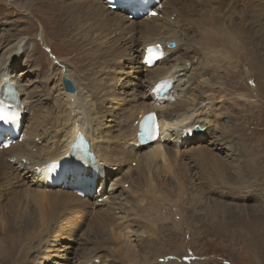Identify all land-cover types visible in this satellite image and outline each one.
<instances>
[{
  "label": "bare ground",
  "instance_id": "1",
  "mask_svg": "<svg viewBox=\"0 0 264 264\" xmlns=\"http://www.w3.org/2000/svg\"><path fill=\"white\" fill-rule=\"evenodd\" d=\"M3 1L11 4V0ZM54 1H58L56 7L60 16L58 34L66 36L78 33V43L84 49L83 56L92 74L87 78L84 76L88 82L87 90L77 78L74 80L77 91L72 93L66 89L64 78L74 79L76 74L75 69L63 63L57 64L52 75L45 76V81L41 78L37 90L24 87L20 83V75L15 72V68L24 61L19 55L23 53L22 44L11 46L6 52L1 48L8 42L16 41L19 35L6 31L4 26L0 30V88L3 82H8L6 87L14 90L19 103L22 101L25 111L30 112L24 125L23 139L9 149L0 151V232H13L20 245H24V242L31 244L30 251L34 250V240H38L43 248L38 252V259L36 255H30V262L165 264V261L160 262L161 251L154 244L156 239L151 238L163 231L159 227L161 221L175 217L180 220L191 213L190 209L185 212L184 201L194 210L204 201V210L210 222L219 217L225 218L233 211L244 216L264 209V187L257 183L256 177L246 172L241 152L235 150L233 159L219 153L226 149L232 151L234 141L224 132L216 135L217 126L222 122L212 120V115L216 114L214 110H218L213 103L223 102L229 95L227 90L215 87L220 82L219 76L213 74L217 66L219 70L220 61L227 60L226 50L240 45V33L248 22L261 27L260 38L264 43L263 0H165L163 3L166 5L154 9L156 15L149 14L139 19L128 18L122 12L108 9L101 3L102 0ZM235 16H238L240 23L236 22ZM137 33H141L138 39L134 38ZM170 40L176 41L175 47H169ZM133 42L138 44L136 50H123L124 46L134 48ZM156 45L164 53L162 59L157 60L155 66H148L140 79L137 76L125 77V73H129L128 64L140 57L134 71H141L140 63L145 49ZM255 49L263 55L261 49ZM123 52H126L125 56L121 57ZM196 58L199 59L197 68L193 63ZM130 59L132 61L129 62ZM215 64L218 65L215 67ZM148 76H153L154 80L172 77L177 81L182 92L171 97L174 99L180 95L173 108L156 107V103H152L154 97H149L147 90L139 89L142 79L146 80ZM183 77L187 79L184 81ZM186 83L192 87H186ZM123 84L129 88L124 91L119 89ZM205 84L209 86L208 89ZM53 89H61L60 95L64 97L50 100L48 95ZM206 90L214 93L210 92L212 95L208 96ZM135 93V99L123 101L125 106L118 107L123 110L121 112H128L127 116L117 113L108 118L103 113L108 105H117L127 94ZM202 93L206 96L202 97ZM204 97L205 103L202 104ZM131 109L134 113L130 112ZM149 111H155L158 116L160 134L153 142L142 146L134 133L139 132V119ZM221 114L223 116L222 109L216 117H221ZM27 116L25 113L24 120ZM194 119L198 123L204 120L202 126L207 128L204 134L192 131ZM100 124L103 128L107 125L109 129L100 130ZM226 126L223 125V128H230ZM75 134L85 141L86 148L95 152L99 163H102V171L106 170L99 177L97 172L101 171L95 167L96 162L88 163L91 168L88 176L96 174L101 183L99 188L102 195H97L98 192L95 194L105 204H99L98 199L82 198L71 191L53 189L47 181L36 179L35 166L48 158L67 155L73 146L71 138ZM187 143L191 144L188 150L190 162L186 161L187 154L184 153ZM25 158L28 164L22 161ZM134 161L136 167L132 164ZM21 168L24 169L22 175L17 171ZM123 168L128 171L118 179V172ZM122 183H129V188L123 187L126 195L123 199L119 196L112 198L113 203L109 192L113 193L115 186ZM244 183L253 191V197L249 198L260 202V205H250L247 201L243 204L234 202L235 198L249 199L231 191L235 185ZM255 186H259V189L254 190ZM173 197L177 199L174 211L166 208V202ZM180 200H184L183 204ZM96 204L97 207L101 205V211L99 208L91 211ZM90 213L93 214L91 219ZM182 219L175 222L178 227ZM131 220L133 222L129 223ZM63 221L74 223L70 227L72 234L65 232ZM87 222L89 226L84 228ZM133 224H137L134 232L146 238H139L138 244L132 239L133 232H129ZM74 230L79 231L80 237H87L93 246L81 243V250L79 246H71L70 243L78 236ZM0 242L2 247L7 246L13 251L16 248L14 239L4 238ZM22 249L20 247L19 251ZM70 250L72 256L68 255Z\"/></svg>",
  "mask_w": 264,
  "mask_h": 264
},
{
  "label": "rangeland",
  "instance_id": "2",
  "mask_svg": "<svg viewBox=\"0 0 264 264\" xmlns=\"http://www.w3.org/2000/svg\"><path fill=\"white\" fill-rule=\"evenodd\" d=\"M56 4H58V1L56 2L54 0L50 1V3H48V0H11V4H7L5 1L0 0V30L2 26H4L7 29L6 31H12L19 35L16 41L13 43L8 42L2 45L1 48L6 52L11 46L17 47L22 44L23 53L19 55L24 61H22L19 67L15 68V72H17L18 76L20 75V83L30 90H37L36 86L40 85L41 78L42 81H45L47 79L45 76L52 75V72L58 67V65H53L58 61L67 65L69 68L75 69L76 76L74 79L77 78L81 85H84V90L85 88L87 90L88 82H86V78L87 76H92V74L90 73L87 59H84L83 56L84 49H82L78 43V33L66 36L58 34V19H60V16ZM235 20L237 23H240L238 16H235ZM13 25L14 28L12 27ZM260 31V26L251 22L246 23L243 31L240 33V45L232 46L227 49V60L220 61L219 65H221L220 68L222 67V69L219 68L218 70V64H215V67L217 66V71L213 74L219 76L220 82V85L217 82L215 87L219 86L221 89L227 90L229 95L223 102H218V104L217 102L216 104L213 103V106L215 105L214 108L218 109L214 110V112L217 114L222 109L223 116L222 114L221 117L219 115L216 117V114L212 115V120H219V122H222L217 126L218 130L216 135H219L220 132H224L227 136L231 137L230 140L234 141V151L226 149L219 153L223 157L233 159L236 154L235 150L239 153L241 152L246 172L253 177L256 176L257 183L259 180V182L264 185V43L260 38ZM133 43L135 44L134 48L131 46H124L123 50H136L138 44L135 42ZM255 48L261 49L263 55L258 53ZM140 50L141 49H139V55L141 56ZM12 55L13 53L11 56ZM138 59L132 61L130 65L128 64L129 68H126H128L129 73L126 72L125 77L135 78V75L140 73V71H134V69H137L135 65ZM198 61V58L193 61L196 68L198 66ZM50 69H52L51 72ZM84 76H86V78ZM137 77L140 79L142 76ZM186 79L187 78H184V80ZM197 83L198 82H196V84ZM204 86H207V84ZM128 88L129 87L127 85L124 86V84L119 87V89L123 91ZM193 88L197 89L196 86ZM208 88L209 86H207V89ZM213 90L216 91L215 88ZM61 91V89H53L51 94L48 95L49 99L54 100L59 97L63 98L64 96L60 95ZM214 91L206 90V94L208 96L212 95L209 93H214ZM39 93L42 94V91ZM130 95H132V99ZM203 96L206 95L202 93V97ZM136 97V93L127 94L124 99L117 102V105L110 104L107 108H104L103 113H106L108 118H112L115 114L122 113L121 111L123 110H119L118 107L125 106L123 101H131ZM203 99L204 101H202V104L205 103L206 97ZM108 112L111 113L109 114ZM130 112L134 113L132 109ZM29 116L30 112L26 118V124ZM123 119H126V117H123ZM209 125L210 124H207V126ZM223 125H227L226 127L230 128L224 129ZM104 127L105 128L100 124V130L105 131V129H109L107 125H104ZM206 129L207 128H205V130ZM105 139L108 138L105 137ZM204 141H207V139ZM212 144H214L213 139ZM126 145L127 144H125V146ZM184 150L185 149H183V151ZM212 150L214 152L216 151L215 149ZM184 153L187 154L185 155L186 161L190 162L191 159L189 158V151L187 148ZM198 159L199 158L196 160ZM132 164L136 167L135 161ZM133 165L132 167H134ZM17 171L21 175L23 174V172H20L21 169ZM126 171H128V169L123 168L118 172L117 178L121 179ZM133 173L134 172H132V174ZM24 175L27 176V174ZM249 180L252 181L253 179L249 178ZM122 184L116 185L115 188L113 187V193L108 191L109 194H111L110 200H112L113 203L114 200L112 198L119 196L123 199L126 195L123 187L126 189L129 188V183ZM255 189L258 190L259 186H255L254 190ZM231 191L235 192L237 196L253 197V191L245 183L240 186L235 185ZM215 195L218 194L216 193ZM226 198H228V196H226ZM175 201H177V199L173 197L172 200L170 199V201L166 202V208L172 211L176 210L174 206H176L177 203ZM183 201L180 200L179 202L183 204ZM236 201L239 204H243L244 201H247L250 205L253 203L256 205L261 204L258 201H252L251 198L246 200L235 198L234 202ZM184 203L183 207H185V212L190 209L191 213H187L188 215H185V217L181 215L183 219L181 218L182 221L179 222L180 226L178 227V225L175 224L176 221L178 222L181 220L178 218L176 219V217L169 221H161L159 227L163 231H160L159 234L153 236L154 238H151L154 240L156 239L154 244L161 251V263L165 261V264H264L263 208L260 209V212L252 211L244 216L233 211L232 213H228L225 218L219 217L215 221L210 222L204 210V201L197 207V210L187 206L185 201ZM103 207H106V205ZM193 213H196V215ZM179 216L180 215L177 217ZM141 219L142 218L138 220ZM132 222L131 220L129 223ZM73 224L72 221H63L62 227L65 229V232L67 231L69 234H72L73 229H70V227ZM88 224L89 222L84 224V228H88ZM136 225L133 224L129 232H133L132 235L134 237L131 238L136 240L137 243L139 238H146L134 232L137 228ZM147 228H150V226ZM14 232H17V230L14 229ZM78 232V230H74V234L78 236L73 242H69L70 245L75 247L79 246L80 250L82 247L81 243L88 244L89 247H92L93 244L91 241L85 236L80 237V233ZM12 233L11 231H8L7 234L0 232V241L4 238H9L10 240L14 239V244L16 246L13 251L11 248H7V246L2 247L3 244L0 242V261H2V264H34V262H30V255H36L38 259V252L43 248V245H40L38 240H34V250L30 251L29 247H31V244L24 242V245H20L17 239L15 240L14 238L15 234ZM159 237L160 239H158ZM64 245L65 242L62 246ZM20 247L24 249L19 251ZM71 252V250L68 251V255H71ZM185 256L189 257L187 261L184 260Z\"/></svg>",
  "mask_w": 264,
  "mask_h": 264
},
{
  "label": "snow or ice",
  "instance_id": "3",
  "mask_svg": "<svg viewBox=\"0 0 264 264\" xmlns=\"http://www.w3.org/2000/svg\"><path fill=\"white\" fill-rule=\"evenodd\" d=\"M151 15H156V13H151ZM164 53L159 48L158 45L156 46H150L145 49V53L143 56V62L148 65L152 66L157 60L162 59ZM172 87V80L171 78L162 79L158 83L155 84V86L152 88V93L158 98H163L167 92ZM19 116V113L14 109V107L9 104L5 103L4 101H0V121L12 123L17 120ZM141 130H140V136L142 139H156L160 134V125L157 122L156 114L149 112L147 115H145L142 120L140 121ZM189 131H191L189 129ZM4 147H7L8 145H3ZM54 167V165H53ZM51 169H49L50 171ZM174 259V258H170ZM189 257L185 256L184 260H188Z\"/></svg>",
  "mask_w": 264,
  "mask_h": 264
},
{
  "label": "water",
  "instance_id": "4",
  "mask_svg": "<svg viewBox=\"0 0 264 264\" xmlns=\"http://www.w3.org/2000/svg\"><path fill=\"white\" fill-rule=\"evenodd\" d=\"M65 82L67 85V89L68 91L75 93L77 91V87L75 86V84L68 78H65Z\"/></svg>",
  "mask_w": 264,
  "mask_h": 264
}]
</instances>
